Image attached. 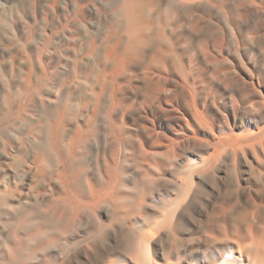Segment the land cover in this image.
Here are the masks:
<instances>
[{
  "label": "bare ground",
  "instance_id": "bare-ground-1",
  "mask_svg": "<svg viewBox=\"0 0 264 264\" xmlns=\"http://www.w3.org/2000/svg\"><path fill=\"white\" fill-rule=\"evenodd\" d=\"M59 1L28 0L27 21L0 3V264H73L79 247L159 264L163 232L165 264H264V0ZM135 178L164 184L157 208L147 183L128 196ZM204 188V247L181 257ZM97 212L135 215L118 248L96 245Z\"/></svg>",
  "mask_w": 264,
  "mask_h": 264
},
{
  "label": "rangeland",
  "instance_id": "rangeland-1",
  "mask_svg": "<svg viewBox=\"0 0 264 264\" xmlns=\"http://www.w3.org/2000/svg\"><path fill=\"white\" fill-rule=\"evenodd\" d=\"M4 1H5V3H4ZM40 1H42V0H40ZM60 1H61V0H60ZM60 1H59V2H60ZM63 1H64V3H62ZM63 1H61L60 3L57 2V8H58V9H61V8H62L61 6H62V5H65V0H63ZM79 1H81V0H79ZM81 2H85V3H86V0H82ZM0 3H1V4H2V3H3V4H6L4 8H5L6 10H8L9 12H13L14 10H16V12H15L14 14H16V13H18V14L21 13V14H22V18H25V17L27 18V13L31 10L29 7H31V6L33 7V4L31 5V3L28 2V0H0ZM85 3H82V4H85ZM13 4H14V5H13ZM15 5H16V6H15ZM7 6H8V7H7ZM85 6H87V3L85 4ZM9 7L12 8V9L10 10ZM32 7H31V8H32ZM8 8H9V9H8ZM21 8H22V10H20ZM23 9H24V11H26V9H27V11H26V12H23ZM12 10H13V11H12ZM21 14H19V15L21 16ZM86 14L89 15V16L86 15V18H85L86 21L83 22V23H89V21L91 22V20H93V18H92L93 16H90V14H88V12H87ZM87 17H88V19L90 18L89 21H87ZM26 18H25L24 20H26ZM91 18H92V19H91ZM27 19H28V18H27ZM26 21H27V20H26ZM262 50H263V51H261V52L259 53V56H258V52H259L260 50H259L258 52L256 51L257 53L255 54V56H257V59L260 58V59H258V60H261V58H264V55H263V53H264V48H263ZM260 55H262V56H260ZM201 65H202V66H201V69H203V68L205 69V70L203 69V71H204L203 73H204V74H205V73H208V71L206 70L207 67H205V65H203L202 63H201ZM202 67H203V68H202ZM201 71H202V70H201ZM205 71H206V72H205ZM159 114H160V116H157V117L155 118V119L158 120V118L160 117V118H159L160 121H159V120H158V121L155 120V122H156V127H157V129L159 130L160 133H162V132L165 133V132L168 131V129H167V125H173L174 121H172L173 118H170V117H169V116H170L169 114H168L169 116H168L167 119H166L167 114H166V116H163V117H162V115H161L162 113H159ZM159 114H158V115H159ZM135 115H136V119L134 118ZM163 115H164V114H163ZM129 116H130V115H128V116L126 117V120H128V121H126V122H128V125H131V124H132V120H134L133 123L139 122V121H136V120H140V119H138L139 117H137V114H135V113L131 114V117L133 116L132 118H134V119L129 118ZM164 117H165V118H164ZM162 119L164 120V122H163ZM170 119H171V120H170ZM161 120H162V121H161ZM166 121H167V122H166ZM171 121H172V123H171ZM158 122H159V123H158ZM160 122H161V123H160ZM157 123H158V124H157ZM162 123H163V124H162ZM167 123H168V124H167ZM165 126H166V127H165ZM213 177L216 178V176L214 175V176H212V177L210 176V179H212ZM210 179H208V183L211 181V182H210V183H211V186H213V184H212V180H210ZM213 180L216 182V183H214V184L217 185V181H216L217 179H214V178H213ZM130 181H131V180H130ZM132 181H133V182L135 181V182H137V183H138V182L141 183V181H142V184H144V183H143L144 180L138 181V180L135 178V179L132 180ZM132 181L128 183V185H133V186L130 187V188H131V189H130L131 192L128 191L129 189H127V192H129V194H130V195H128V196H131V195H132L130 198L133 199V197H136L135 199H137V196H138L139 194H141V193L144 194V193H146V191H147V193H148L147 195H149V192L151 191V192H150V193H151V197H150V196H147L148 198H146V196H144V195H146V194H144V195L141 194L142 197H141V195H140L141 198L138 196V199H143V197L145 198V200H144L145 203H140V204H142V207H143V206L145 207L146 204H150V203H151L150 205H152V204L154 203L153 206H154L155 208H157V207H156V205L158 204V202H157V198H158V197H157V196H158V194L164 193L165 188H166V187H163L164 184L161 183L160 181H158V182H155V181H154V182L156 183L155 186H156V187H157V186L159 187V188H158L159 190L156 188V189L158 190V191H156V190H153V188H154L155 186L152 188V186H151L152 184L149 183L150 180H148V181L145 180V182L147 183V184H146V183H145V184H146L147 186L151 187V188H152L151 190H150L147 186H144L145 184H144V185H142V184L140 185V183H139V184L137 185V183L134 182V183H135V184H134ZM156 181H157V180H156ZM214 181H213V182H214ZM151 182H152V181H151ZM154 182H152V183L154 184ZM159 182H160V183H159ZM131 183H132V184H131ZM157 183H158V185H157ZM159 184H160V185H159ZM166 184H167V183H166ZM166 184H165V185H166ZM134 185H135V186H134ZM136 186H137V187H136ZM142 186H144V187H142ZM214 186H215V185H214ZM128 187H129V186H128ZM133 187L136 188V189H134ZM138 187H139V188H138ZM140 187H142V191H141ZM162 187H163V188H162ZM137 188H138V189H137ZM144 188L149 189V192H148L147 189H146V191H144ZM161 188H162V189H161ZM205 189H206V190H205ZM152 190H153V192H152ZM163 190H164V191H163ZM207 190H208L207 188H204V190H203V194L201 195V196H203V195L205 196V193H206V198H205L204 196H203V197H200V199L202 200V202L200 203V201H198L199 206H200L201 204H204V205L202 206V209H203V208H204V209H203V210H202V209H200V210L197 209L198 211H197V210H195V211H194V210H193V211H190V210H189V212H192V213H194V214L189 213V212L187 211L189 215H187V213L185 214V215H187V217H185V219H186L187 222L185 223L184 228H185V230L188 228V229H187L188 231H186V232L184 231V232H185V233H184V232H183L184 228H182V232L179 231L178 234L176 233L177 236L179 235L178 237H180V240H181V239L184 240L185 238H187V239L189 240V238H191V241H188L187 239H185L184 242H186V243H183V241L181 240V241H182V242H181V243H182V244H181L182 246L180 245V246H181V247H180L181 257H182L185 253L190 252L191 250H192V253L194 254V253L196 252V251L194 250V248H196L198 251H202V249H203V247H204L203 245H204V243H205V237L202 235V232L200 231L201 229L198 228V225H199V227H200V224L205 225L207 215H209V213H210V212L213 210V208L216 206V205H215L216 202H214V201H215L214 198H215L216 201H217V195H215L216 193L213 192V193H214V195H213V194H212V191L209 190L208 192H209V193L211 192V193H210V194L208 193V194H209V195H208L207 192H205V191H207ZM139 191H140L141 193H140ZM154 191H155V192H154ZM161 191H162V192H161ZM204 192H205V193H204ZM154 193H155V194H154ZM157 193H158V194H157ZM133 194H134L135 196H134ZM152 195L154 196V198H153ZM211 195H212V196H211ZM128 196H127V197H128ZM214 196H216V197H214ZM149 197H150V199H149ZM155 197H156V198H155ZM213 197H214V198H213ZM208 198H209V199L211 198L210 201L212 200V202H209V199H208ZM135 199H134V200H135ZM148 199H149V200H148ZM204 199H206V201L203 202ZM126 200H127V199L125 198L123 208H127V207H126V206H127V205H126V202H127ZM130 200H131V199H130ZM130 200H129L128 202L131 203L132 200H131V201H130ZM146 200H147L149 203H148ZM155 200H156V201H155ZM136 201H137V203H138V200H135L134 202L136 203ZM141 201H143V200H141ZM207 201H208V203H207ZM128 202H127V204L129 205ZM139 202H140V201H139ZM206 203H207V204H206ZM209 203H210V204H209ZM214 203H215V204H214ZM133 204H134V203H133V201H132V207H133ZM138 204H139V203H138ZM138 204H137V205H138ZM211 204H213V205H211ZM137 205L135 204L134 207L137 206ZM153 206H152V207H153ZM208 206H209L210 208H209ZM212 206H213V207H212ZM130 207H131V206H130ZM142 207H141V208H142ZM205 207H206V208H205ZM200 208H201V206H200ZM207 208H208V209H207ZM129 209L135 211L133 208H129ZM135 209H136V208H135ZM144 209H145V210L148 209V211H149L150 213L147 212V211H146V212H147L149 215L152 213V211H154L153 209L151 210L150 208H144ZM144 209H143V211H145ZM124 210H125V209H124ZM124 210H123V211H124ZM126 210H128V209H126ZM126 210H125L124 212H126ZM150 210H151V211H150ZM201 210H202V211H201ZM205 210H207V211H205ZM129 211H130V210H129ZM129 211H128V212H129ZM133 211H132V212L130 211L131 213H129V214L134 213ZM199 211H200V212H199ZM204 211H205V213H204ZM197 212H199V213H197ZM207 212H209V213L207 214ZM195 213H196V214H195ZM97 214H98V212H97ZM121 214H122V213H121ZM134 214H135V213H134ZM134 214H133V216L130 215V216H128V217H130V218L132 219L133 217H135ZM191 214H192V215H191ZM98 215H99L98 220L100 219L101 222H102L104 225L106 224V226H107V229H106L107 231H106V232H107L108 236L104 239L105 241H103V240H102L103 237H102V235H100L101 233H98L97 235H95L96 245L99 246V245L101 244L102 246H99V247H102V248H105V247H108V248H110V249H111V248H115V249L118 248V246L121 245L122 242H123V236H122V235H123V226H122V225H123L124 223H126V221H128V217L126 218V220L123 219V217L125 218L128 214L126 213V214L124 215V213H123V215H122L123 217H122L121 215H118V216L122 217V218H120V219H119V218L117 219L118 216L116 215V216H115L116 218H115V220H114V223H112V224L109 223L108 219L105 218V217H104L103 215H101L100 213H99ZM190 215H191V217H188V216H190ZM187 218H190V220L187 219ZM191 218H192V220H191ZM193 218H194L195 220H193ZM113 219H114V217H113ZM122 220H123V221H122ZM124 220H125V222H124ZM197 220H200V221H199L200 224L197 223ZM112 221H113V220H112ZM201 221H202V222H201ZM193 222H194V223H193ZM195 222H196L197 224H196ZM187 223H188V224H187ZM121 224H122V225H121ZM186 224H187V225H186ZM119 225H120V226H119ZM189 225H190V226H189ZM191 225H192V226H191ZM202 225H201V227H203ZM110 227H114V229H113V228L110 229ZM115 227H116V228H115ZM189 227H190V228H189ZM112 229H113V230H112ZM189 229H190V230H189ZM199 231H200V232H199ZM158 232H160V231H156L155 234H157ZM161 232H162V231H161ZM118 233H119L120 235H119ZM163 233H164V232H163ZM163 233H159V234L164 235V237H162V236L159 235V234H157V236H154L155 238L153 237L152 241H153L154 239H156V240H154L155 243H154V241H153V243H151L150 248H153V247L155 246L153 249H154V250H155V249L157 250V251L155 250V251H156V255H157V261H158V262L160 261L161 263L165 264V263H164L165 260H164L163 258H162L163 260L160 258L161 253H162L161 251H162V249H163L164 247L166 248V246H167L166 243L168 242V241L166 240L165 233H164V234H163ZM121 234H122V235H121ZM180 234H182V237L180 236ZM109 235H110V236H109ZM114 235H115V236H114ZM158 235H159V236H158ZM176 235H175V237H177ZM160 236H161V237H160ZM189 236H190V237H189ZM194 236H195V237H194ZM120 237H121V240H120ZM178 237H177L176 239L179 240ZM93 238H94V237H92V239H91V238H89V239L93 240ZM259 238H261V237L259 236ZM259 238H255L254 244L257 243L256 240L259 239ZM100 239H101V240H100ZM160 239H161V244H162L163 241L166 240L165 245L162 244L163 246H162V245L160 246L159 244H157L158 242L160 243ZM163 239H165V240H163ZM203 239H204V241H203ZM98 240H99L100 242H99ZM162 240H163V241H162ZM195 240H196V241H195ZM200 240H201V241H200ZM230 240L232 241V243H234V241H235V242H239V241H238V238H236V237H232V238L230 237ZM230 240H229V242H230ZM106 241H107L108 243H106ZM187 241H188V242H187ZM227 241H228V240L224 241L225 244H228V245H226L227 247L224 246V248L226 247V248L224 249V251H225L227 254H229V253L232 251L233 248H235L233 251L236 250V247H235L236 245H234L235 243L230 245L231 242L229 243V242H227ZM150 242H151V241H150ZM190 242H191V245H190ZM226 242H227V243H226ZM120 243H121V244H120ZM163 243H164V242H163ZM98 244H99V245H98ZM153 244H154V245H153ZM167 244H168V243H167ZM184 244H185V245H184ZM192 244H193V245H192ZM103 245H104V246H103ZM186 245H189V246H186ZM232 245H233V246H232ZM83 246H84V245H83ZM83 246H81V248H83ZM156 246H157L158 248H156ZM183 246H184V248H183ZM193 246H194V247H193ZM200 246H201V247H200ZM159 247H160V248H159ZM190 247H191V248H190ZM197 247H198V248H197ZM79 248H80V247H79ZM79 248L76 249L75 252H74V255L76 254L75 256H77V257H76L77 259L75 258L76 263L74 262L73 264H88V261H87V260L85 259V257L83 256V251H82V249H79ZM161 248H162V249H161ZM167 248H168V247H167ZM181 248H183V249H187V250L184 251V250L181 249ZM201 248H202V249H201ZM227 249H228V250H227ZM229 249H230L231 251H230ZM226 250H227V251H226ZM76 251H78V252H76ZM193 251H195V252H193ZM228 251H229V252H228ZM233 251H232V252H233ZM89 255H91L90 252H89ZM188 255H189V257H191L190 255H192V254H191V253H188V254H185L184 256H185V257H186V256L188 257ZM78 256H79V257H78ZM113 259H114V258H113ZM83 260H84V261H83ZM79 262H80V263H79ZM84 262H85V263H84ZM160 262H159V264H160ZM182 264H186V262H183Z\"/></svg>",
  "mask_w": 264,
  "mask_h": 264
}]
</instances>
